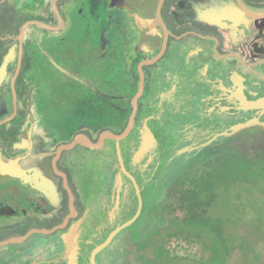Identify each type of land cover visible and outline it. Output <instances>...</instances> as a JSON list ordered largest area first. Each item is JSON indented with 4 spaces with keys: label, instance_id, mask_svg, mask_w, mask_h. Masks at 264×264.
Returning <instances> with one entry per match:
<instances>
[{
    "label": "flooded vegetation",
    "instance_id": "flooded-vegetation-1",
    "mask_svg": "<svg viewBox=\"0 0 264 264\" xmlns=\"http://www.w3.org/2000/svg\"><path fill=\"white\" fill-rule=\"evenodd\" d=\"M133 1L151 7L0 0V161L17 168L0 172V220L53 229L72 215L70 191L76 209L65 229L42 235L40 248L34 235L0 246V264H118L126 235L161 223V214L146 215L166 195L171 172L264 147V0H165L169 34L158 15L162 0ZM226 14L232 20L218 21ZM164 48L143 67L144 94L129 136L59 153L79 137L96 146L104 132L122 134L140 65ZM124 105L132 108L120 130L113 110ZM46 173L53 195L42 188ZM141 201L136 222L97 252L136 217Z\"/></svg>",
    "mask_w": 264,
    "mask_h": 264
},
{
    "label": "rangeland",
    "instance_id": "rangeland-1",
    "mask_svg": "<svg viewBox=\"0 0 264 264\" xmlns=\"http://www.w3.org/2000/svg\"><path fill=\"white\" fill-rule=\"evenodd\" d=\"M118 51L121 53V48ZM168 136L174 133L168 132ZM235 155H227L221 166H194L190 178L170 183L159 209L152 207L146 215L161 214L165 222L151 220V229L137 239L126 235L118 264H264V147ZM159 191L158 187L154 200L161 196ZM7 219L14 222L15 217ZM188 219L195 230L183 226ZM137 228L132 226L129 231ZM45 239L34 235V246L40 248ZM162 247L170 251V259L164 253L162 261ZM34 250L24 260L30 259Z\"/></svg>",
    "mask_w": 264,
    "mask_h": 264
},
{
    "label": "water",
    "instance_id": "water-1",
    "mask_svg": "<svg viewBox=\"0 0 264 264\" xmlns=\"http://www.w3.org/2000/svg\"><path fill=\"white\" fill-rule=\"evenodd\" d=\"M164 2L165 0H162L161 3H160V9H159V19H160V23L162 24V27L163 29L166 31V34H169L167 32V28L163 22V19H162V6L164 5ZM126 3L130 6V7H136V8H145V7H151V3H149L148 5H142V4H139L138 2L136 1H133V0H126ZM135 4V5H134ZM232 20V16L229 15V14H226L224 17H220L218 19V21H223V20ZM165 51V48L163 49V51L161 50V52L158 54V56H156L154 59H151V60H147L145 62H142V64L140 65V74H141V84H140V88H139V91L138 93L136 94V96L134 97V100H133V106H134V109H133V114L129 120V123H128V126L127 128L125 129V131L120 134V135H115L111 132H104L102 134V137H101V140L99 142L98 145L94 146L92 144V142L87 138V137H79L77 138L74 142H72L70 145L68 146H64L60 149L59 153L62 152L64 149H72L74 148L78 143H82L84 145H87L91 148H99L100 146H102L104 140L106 138H109V139H112V140H116L117 142H120L122 140H125L129 134L131 133V131L134 129V125H135V118H136V114H137V111H138V103H139V100L140 98H142L143 94H144V73H143V67L144 66H149V65H153L155 64L160 58H162V55ZM147 128V127H146ZM148 129V128H147ZM148 136L149 138L153 137V134L151 133V131H149L148 129ZM120 160H121V163H123V160H122V156H121V152H120ZM17 168L16 167H10V166H7L5 164H3L1 161H0V172L1 173H13L14 171H16ZM41 179H42V188L48 192V194H51L53 195V180H52V177L46 173V174H42L41 175ZM70 197H71V200H70V209H71V212H72V215L68 216L66 218V220L64 221V223L62 225H59L53 229H32L30 230L26 235L24 236H18V237H13V238H10V239H7L5 241H1L0 242V246H6V245H12V244H19V243H22V242H25L27 241L30 237H32L33 235H36V234H41V235H52L54 233H56L57 231L59 230H62V229H65L66 226L68 225L70 219L75 215L76 213V209H75V198L73 196V194L71 193L70 191ZM141 211H142V201L140 203V210L138 212V214L136 215V217L129 221L128 223H126L123 227L121 228H118L110 237L109 239L107 240V242L100 248L98 249L97 252H100L101 249H104L106 248L113 240V238L123 229L125 228H128L129 226H131L132 224H134L137 220V218L140 216L141 214ZM96 252V254H97ZM95 254V255H96ZM95 255H94V258H95Z\"/></svg>",
    "mask_w": 264,
    "mask_h": 264
},
{
    "label": "trees",
    "instance_id": "trees-1",
    "mask_svg": "<svg viewBox=\"0 0 264 264\" xmlns=\"http://www.w3.org/2000/svg\"><path fill=\"white\" fill-rule=\"evenodd\" d=\"M104 76L107 77L106 75H104ZM135 93H136V91L131 92L130 93V96H129V93H125V98L128 97L127 100H130L135 95ZM76 94H78V93H76ZM90 96H91V94L89 92H87L86 93V99L89 100L90 99L89 98ZM124 106H125V110L124 111H116V110H113V115L116 116L117 126H118V128L120 130H122L123 128H125L127 126L128 117H129V114H130V111H131V108H132L131 106H129V107L127 105H124ZM109 109L111 110V108H109ZM81 110H83V111L86 112V116L90 113L89 106H87L86 108H83ZM106 112H107V109H106ZM106 124L108 125L109 123H106ZM106 124L104 123V125H106ZM109 126H110V124H109ZM231 156L235 157L236 155L232 153ZM226 158H228V157H226ZM226 158H222V159L218 160V162L213 163V164H210V166L211 167H214L215 165H218V166L220 165L221 166V165L225 164V161H227V160H225ZM193 169L194 168L187 167V168H183V170H180V172H171L165 178V180H168L169 184L170 183L173 184V182L183 181L182 180L183 178H187V177L190 178L189 176H190V174L192 175V173L194 171ZM187 195H189V192L187 193ZM163 210H165V209H163ZM191 212L192 211H190V213ZM191 219H188L186 221V223H184L183 226L186 227V228L190 227V228H192V229L195 230L196 229V226H194V224H192V220ZM164 222H165V218L162 215V223H164ZM166 223H167V221H166ZM180 224L182 225V223H180ZM173 225L176 226V227L179 226V224H176V223H173ZM33 226H34V224H33L32 221H28V222H26V221H22V222L18 221L16 223L15 222H10V221L8 222L7 221V224L6 223H4V224L2 223V225L0 223V231L3 232V233L0 232V241L1 240H5V238L8 239V238L15 237V236H24V235H26L28 233L29 230H31L33 228ZM178 228L180 229V226ZM197 230H198V228H197ZM200 236H203V235H200ZM137 237L138 236H135L136 239H137ZM169 252L170 251L167 248L162 247V261H164V258H163L164 253L165 254L167 253V255L169 256L168 259H170V257H172ZM170 261H172V259ZM162 264H165V263L162 262Z\"/></svg>",
    "mask_w": 264,
    "mask_h": 264
}]
</instances>
